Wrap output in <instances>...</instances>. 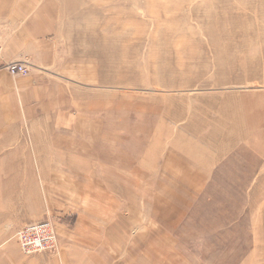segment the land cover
I'll list each match as a JSON object with an SVG mask.
<instances>
[{"label": "rangeland", "instance_id": "1", "mask_svg": "<svg viewBox=\"0 0 264 264\" xmlns=\"http://www.w3.org/2000/svg\"><path fill=\"white\" fill-rule=\"evenodd\" d=\"M11 1L54 63L0 75V264H264V0Z\"/></svg>", "mask_w": 264, "mask_h": 264}, {"label": "crops", "instance_id": "2", "mask_svg": "<svg viewBox=\"0 0 264 264\" xmlns=\"http://www.w3.org/2000/svg\"><path fill=\"white\" fill-rule=\"evenodd\" d=\"M9 2L10 0H0V75L5 74L4 64L13 59L27 61L31 66V73H37L35 71L51 73L50 67L54 63V56L51 57L49 54L51 51L44 49L45 46L40 44L33 29V20H40L37 18L40 13L36 12L33 18L31 11H26V2L24 8L16 7L13 1ZM52 48L54 49V46ZM33 73L27 78L15 80V90L10 88L12 92L18 94L21 103H27L24 98L32 95L30 92L32 87L27 84L32 82L35 86L39 81V77ZM47 80L51 84V81ZM53 84L56 90V81Z\"/></svg>", "mask_w": 264, "mask_h": 264}, {"label": "built area", "instance_id": "3", "mask_svg": "<svg viewBox=\"0 0 264 264\" xmlns=\"http://www.w3.org/2000/svg\"><path fill=\"white\" fill-rule=\"evenodd\" d=\"M5 69L11 75L26 74L27 68L20 62H8ZM50 221L32 222L25 224L17 231L19 246L25 254L53 250L56 244V233Z\"/></svg>", "mask_w": 264, "mask_h": 264}]
</instances>
